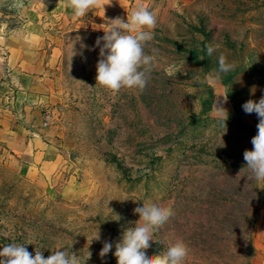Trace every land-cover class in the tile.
Segmentation results:
<instances>
[{
	"label": "rangeland",
	"instance_id": "374dc122",
	"mask_svg": "<svg viewBox=\"0 0 264 264\" xmlns=\"http://www.w3.org/2000/svg\"><path fill=\"white\" fill-rule=\"evenodd\" d=\"M138 5L157 18L148 83L113 92L97 40ZM0 65V247L117 264L138 198L161 199L174 215L153 254L182 239L184 264H248L264 179L245 166L259 117L242 105L264 97V0H96L82 17L69 0H0Z\"/></svg>",
	"mask_w": 264,
	"mask_h": 264
},
{
	"label": "clouds",
	"instance_id": "9594fccd",
	"mask_svg": "<svg viewBox=\"0 0 264 264\" xmlns=\"http://www.w3.org/2000/svg\"><path fill=\"white\" fill-rule=\"evenodd\" d=\"M96 0H69V6L76 17L84 16ZM103 37L100 58L96 64V81L99 85L117 92L121 88L143 91L148 83V75L154 62V56L146 54L145 43L153 39V29L157 23L155 14L146 6L138 5L126 21L115 19ZM219 46H207L211 56ZM155 52V49H153ZM235 65L227 61L224 54L218 57V72L228 73ZM227 99V96H224ZM245 113H256L259 117L257 134L252 137V149L245 150V166L256 181L264 179V97L258 101L248 100L242 105ZM139 200L135 211L143 213L142 217L124 230L122 239L115 246L113 255L117 264H184L188 255L187 244L182 239L170 243L163 253L153 254L149 246L153 244L156 230L167 223L174 215L171 201L161 199ZM93 239L99 240V232ZM113 247L107 240L100 250L104 257ZM0 264H79L78 257L66 254L63 250L52 252L45 257L42 251L33 255L24 243H9L0 247Z\"/></svg>",
	"mask_w": 264,
	"mask_h": 264
},
{
	"label": "crops",
	"instance_id": "0c3cea01",
	"mask_svg": "<svg viewBox=\"0 0 264 264\" xmlns=\"http://www.w3.org/2000/svg\"><path fill=\"white\" fill-rule=\"evenodd\" d=\"M252 240L254 251L248 264H264V193L261 203L259 223L253 230Z\"/></svg>",
	"mask_w": 264,
	"mask_h": 264
}]
</instances>
